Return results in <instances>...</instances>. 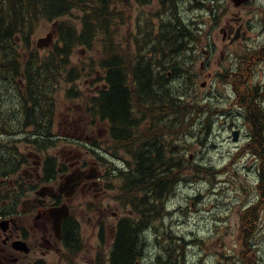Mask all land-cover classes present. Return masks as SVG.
Instances as JSON below:
<instances>
[{
    "label": "trees",
    "instance_id": "obj_1",
    "mask_svg": "<svg viewBox=\"0 0 264 264\" xmlns=\"http://www.w3.org/2000/svg\"><path fill=\"white\" fill-rule=\"evenodd\" d=\"M191 1L193 6L195 3L196 6L200 4L207 6L210 12L215 6L214 0ZM151 3L153 0H0V78L5 76L17 84L15 93L22 108L11 109L10 116L6 115L7 112L3 113L7 128L3 127L4 131L14 127L23 129L32 127L29 134L32 132L39 137L36 138L37 141L39 139L44 141L50 135L51 116L56 111L53 95L56 85L51 88V80L56 84L62 82L73 84L79 77V69L83 72L88 66V70L93 72L94 67L106 68L111 87L91 96L87 107L94 116H99L100 113L110 118L113 125L110 129L112 138L119 147L130 152L134 159L133 164L129 162V166L120 170L118 174L122 180L120 190L125 197L123 198L126 200L125 204L130 202L139 215V221L132 218H124L121 221L111 254V264L140 262L143 246L147 242L144 234L151 229V225L148 228L149 223L158 219L166 195L173 191V185L176 180L182 178L181 172L189 167L190 161L183 154L181 158L175 159V153L170 147L172 138L188 135L191 128L160 132V137L166 133L170 137L168 149L170 154L166 156L162 145L149 142L153 131H138L136 125L132 127L133 122L130 120L132 99L135 96L130 85L133 60H154L157 58L156 53L162 56L167 52L165 59L169 60L170 69L174 71V63L186 60L188 44L190 41L195 43L197 37L190 31V25L182 19L179 10L180 0H162L163 9L157 8L154 13L139 11L135 27L129 28L125 33L126 37L120 38L117 34L118 29L131 24V11L135 5ZM43 20L56 21L57 40L46 51L32 43L35 28ZM150 40L160 45V48L156 47L155 50L147 48ZM77 47L101 51L100 57L91 58L84 67L74 66L72 56ZM147 53L151 55L150 58L147 57ZM137 76L140 84L138 93L142 99L151 100V104L153 100L162 98L165 88H157V73L155 69H151L150 63L144 62L139 65ZM178 83H181V78L168 83L171 109L181 108L177 94ZM193 85L194 81L193 84L191 82V87ZM67 94L75 96V91L70 89ZM183 107L188 112L195 108V104L186 101ZM169 114L171 117L172 113ZM159 130L163 129L157 128L155 132ZM135 132L139 136L137 139H134ZM160 137L153 139L160 141ZM26 139L30 140V137ZM10 142L12 143L11 140ZM255 144L256 150L262 154L257 164L261 198L245 207L241 213L240 247L246 264H260L258 257H252L255 251L252 250V246L253 238L261 228L263 217L261 206L264 200V139L261 138L259 143L255 141ZM6 145L8 148L0 145V172L13 169L19 157L16 145L13 143ZM202 169L210 170L203 167ZM168 236L173 242V236ZM68 237L76 247L77 228L69 226ZM178 239L179 241H174L172 247L168 248L170 254L166 264H178L184 256L186 241L184 238ZM157 262L162 264L161 258H158Z\"/></svg>",
    "mask_w": 264,
    "mask_h": 264
},
{
    "label": "flooded vegetation",
    "instance_id": "obj_2",
    "mask_svg": "<svg viewBox=\"0 0 264 264\" xmlns=\"http://www.w3.org/2000/svg\"><path fill=\"white\" fill-rule=\"evenodd\" d=\"M161 1L153 0L158 9H163ZM216 1L220 7L215 6L211 10L210 21L213 31L220 36L216 33V36L209 37L208 47H203L202 54L197 56L200 59L198 67L194 65L195 59L185 60L188 66H183L181 60L174 63L173 71L169 60L165 59L167 52L162 56L156 53L154 60H133L130 85L135 96L132 99L131 124L136 128L146 127L147 131L166 126L165 120L169 114L168 83L179 78L187 83L189 79L190 83L194 81L198 92L203 88L206 91L201 97L203 102L200 107L194 112L189 111L185 119L192 121V126H199L198 131L208 135L216 122L221 120L225 131L230 132L226 139L235 142L233 132L237 130L239 139L235 145L245 140L240 147L249 146L252 156L261 160L262 154L256 150L255 141L259 143L261 138L264 139V6L258 5V0H249L241 6L232 4L237 12L226 8L222 11L223 0ZM220 40L221 47L218 44ZM188 47L190 52H195L200 46L190 41ZM146 55L151 57L149 53ZM203 55L207 61L202 60ZM144 62L155 69L157 88H165L162 98L153 100L151 104V100L142 99L138 93L137 68ZM217 81L226 84L229 90L223 104L216 99ZM98 83L101 84L99 91L111 87L106 68L100 70ZM185 94L186 91L178 93L181 107L184 106ZM101 119L100 135L104 140L100 141L97 149L90 147L91 150L87 149L84 153L76 150L68 157L69 162L67 158L62 160L57 155L54 145L57 136L55 111L51 116L50 135L46 137L49 145L45 144V149L37 146L40 142V139L36 140L39 138L37 135L32 132L23 134L24 141L30 137L29 142L24 144L27 155L20 150L15 167L0 172V264H86L76 262L77 257H71L76 254L74 249L79 245V237L74 247L68 237V228H77L79 210L87 208L91 202L101 217L109 210L105 197L112 190V187H108V179L114 171L109 172L107 165L114 164V169L119 170L117 163H126L127 156L111 149L113 144L109 142L113 139L109 131L113 125L104 114ZM73 140L77 142V147H89L82 139ZM86 141L95 145L89 136ZM117 207L121 209V206ZM113 216L118 220L111 229L118 232L121 224L118 211L113 212ZM95 227H98L100 237L103 226L97 224ZM91 261L90 264H105V260L99 257Z\"/></svg>",
    "mask_w": 264,
    "mask_h": 264
},
{
    "label": "rangeland",
    "instance_id": "obj_3",
    "mask_svg": "<svg viewBox=\"0 0 264 264\" xmlns=\"http://www.w3.org/2000/svg\"><path fill=\"white\" fill-rule=\"evenodd\" d=\"M222 3V11L226 8L228 11L237 12L230 0H223ZM261 3H264V0H258L257 4L264 6ZM195 5L193 6L191 0H180L179 10L182 19L190 25V31L200 35L196 37V43L200 46L199 50L190 52L188 49V52H185V56L187 55L186 60H189L190 54L191 56H196L194 65L198 67L200 59L198 60L197 56L202 54L201 49L203 47H208L209 37L212 35L216 36L218 32L212 29L211 15L207 6ZM144 10L146 13L148 11L154 13L157 11V5L155 3L141 6L135 5L133 11H131V24L118 29L117 34L120 38L126 37L125 33L128 29L135 27L137 18H139V11ZM55 22L43 20L37 24L32 36L33 45L41 46L44 51L54 45L57 40ZM218 35L220 36L219 33ZM218 44L221 47V40L218 41ZM146 46L151 50H155L156 47L157 49L160 48V45L155 44L152 40ZM100 54L101 51H91L77 47L73 53L72 61L74 66L84 67V64L89 63L91 58L99 59ZM201 58L207 61L205 55ZM181 64L188 66L185 60ZM78 75L79 77L75 79L76 82L73 84L65 82L56 84L54 80L50 82L51 88L56 85L53 93L57 113V121L54 127L57 136L54 145L57 148V155L62 160L67 158V162H69L68 157L72 153L75 154L76 150H81L84 153L87 149L91 150L90 147L96 148L91 142L86 141L87 136L90 137L92 142H96L99 139L100 143L101 140H104V137L100 135L101 121L98 115H90L87 110L89 105L87 102L95 94L96 85L100 84H97L98 69L94 67L93 72H90L87 66L83 72L79 69ZM226 86V84L219 81L215 83L216 99L221 104L225 102V97L227 98L229 93ZM15 87H17V84L12 83L5 76L0 78V145L6 148L7 143L8 145L12 144L9 139H14L13 143L19 145L18 150H24L27 155L28 151L24 144L28 141L15 140V137L16 139L19 138L17 134L20 131L27 135L33 128L14 127L9 128L10 130L7 131L3 130L6 125L3 113L7 112L6 115L10 116L12 114L9 112L11 109L18 110L21 108L20 100L15 93ZM177 87V94L188 91L192 96V100L200 99L206 91L205 88L200 89L199 92L196 91L194 86L193 88L191 87L189 79H187V83H178ZM70 89L75 91V96L67 94ZM169 109V113H172V116L170 117V114L167 115L166 126L162 127L161 125V127H158L163 129L158 132H155L157 128L153 132L151 131L153 135L152 138H149V142L162 145L165 155L168 156L170 154L168 151L169 144L165 141V145H163V137H160V132L183 130L186 127L192 128L193 130L185 136L186 138H172V146L170 147L175 153V159L181 158L182 154L189 158V167L181 172L182 178L176 180L173 185V191L171 190L166 195L167 198L163 202L164 206L161 207L158 219H155L153 223L150 221L148 228L151 225V229L144 234L147 242L143 246V256H141L139 264H159L157 262L158 258H161L162 264H166L170 254L168 248L172 247L174 241H179L178 238H184V241H186L183 250L184 256L178 264H246L240 247L241 213L246 206L257 202L261 198L258 181L259 174L256 166L257 160L248 152L250 150L249 146L240 147L245 143V140H241L238 145H235L236 142L226 139L230 132L225 131L221 120L216 122L213 130L208 135L198 131L199 126H192L193 122L185 119L189 112L185 110V107H181L179 110L171 109L170 107ZM135 113L137 114V111ZM70 114L73 115L71 116ZM8 137L9 139L6 141ZM64 137L65 139H63ZM137 137L139 136L136 135L134 139H137ZM155 137H160L161 140L155 141L153 139ZM74 138L82 139L87 142L89 147L87 148L83 145L77 147V142L73 140ZM168 140L170 141V137H167ZM46 141V144H48L49 139ZM126 159L130 161V156H126ZM117 164L119 167L127 166L123 162H118ZM107 167L109 172H113L115 165L108 164ZM202 167L210 170H204ZM108 182V187H112V190L106 194L105 204L110 208L104 212L102 217L96 211L93 202L90 205L88 204L87 208L79 210L77 230L80 249L71 256L72 258L77 257L76 262L90 264L92 263L91 259L96 260L99 257L104 259L105 264H107V258L114 238V231L111 227L118 219L113 216V212L118 211L119 213L120 211L121 216L129 214L130 208L119 209L117 207L120 206V203H117L116 197L118 191H120L122 181L115 170ZM81 200L86 201L83 198ZM91 200L92 198L89 201ZM261 211L263 212L262 225L257 235L253 238L252 250L255 251L252 257H258L259 263L264 264V200ZM151 213L149 212V214ZM97 224L103 226L100 237L98 236V227H95ZM168 235L173 236V242Z\"/></svg>",
    "mask_w": 264,
    "mask_h": 264
},
{
    "label": "water",
    "instance_id": "obj_4",
    "mask_svg": "<svg viewBox=\"0 0 264 264\" xmlns=\"http://www.w3.org/2000/svg\"><path fill=\"white\" fill-rule=\"evenodd\" d=\"M234 1V3L236 4V5H239V4H241V3H243L244 1H246V0H233ZM237 137V133L235 132V138Z\"/></svg>",
    "mask_w": 264,
    "mask_h": 264
},
{
    "label": "bare ground",
    "instance_id": "obj_5",
    "mask_svg": "<svg viewBox=\"0 0 264 264\" xmlns=\"http://www.w3.org/2000/svg\"><path fill=\"white\" fill-rule=\"evenodd\" d=\"M205 2V1H204ZM201 7V6H200ZM169 56V55H168ZM209 120V119H208ZM216 122V121H215ZM171 125V124H170ZM210 130V129H209ZM258 252V251H257ZM263 254V253H262Z\"/></svg>",
    "mask_w": 264,
    "mask_h": 264
}]
</instances>
